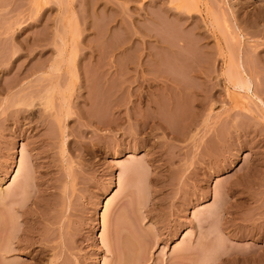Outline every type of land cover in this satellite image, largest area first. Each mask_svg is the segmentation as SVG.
<instances>
[{
	"label": "rangeland",
	"instance_id": "obj_1",
	"mask_svg": "<svg viewBox=\"0 0 264 264\" xmlns=\"http://www.w3.org/2000/svg\"><path fill=\"white\" fill-rule=\"evenodd\" d=\"M3 237L11 264H264V0H0Z\"/></svg>",
	"mask_w": 264,
	"mask_h": 264
},
{
	"label": "bare ground",
	"instance_id": "obj_2",
	"mask_svg": "<svg viewBox=\"0 0 264 264\" xmlns=\"http://www.w3.org/2000/svg\"><path fill=\"white\" fill-rule=\"evenodd\" d=\"M63 51V50H62ZM65 52V51H64ZM64 52H60V56H59V58H63L64 59V57L63 56H65V54H64ZM183 55V54H182ZM184 56V55H183ZM237 64V65H236ZM236 66V67H235ZM235 66H232V67H234V69H235V73H236V75H235V73L231 70V69H229L230 70V73L229 72H227V73H229L227 76H228V79H229V81H230V83L232 82V83H234V88L236 89V90H241V91H246V92H248V93H253V86H254V81H253V79L251 78V76H250V74H249V71L247 70V67H246V65H245V62L244 61H242V63L240 62V60H239V63H238V61H237V63H235ZM205 67V66H204ZM202 68V67H201ZM51 69V68H50ZM203 69V68H202ZM228 70V71H229ZM231 71H232V73H231ZM232 74H234V75H232ZM254 77V76H253ZM57 85H59V82H57ZM258 99H260L259 97H258ZM19 164V163H18ZM107 202V201H106ZM105 202V203H106ZM102 212V211H101ZM103 213V212H102ZM5 215V214H4ZM95 215H96V212H95ZM100 215H101V213H100ZM7 217V216H6ZM102 217V216H101ZM4 218V217H3ZM4 220H5V218H4ZM7 222H5V223H3V227H4V224H5V227H4V231H7L6 230V224ZM9 225V224H8ZM9 227V226H8ZM4 234V233H3ZM7 234V233H6ZM6 236V235H5ZM4 238V237H3ZM7 239V238H6ZM5 238L3 239L4 240V242H3V240H2V242H3V247H2V249H1V251L3 250V253H2V255L4 254V256H2V257H4V258H2V261H0L1 263L0 264H11V263H9L7 260H6V257H7V255H9V253H11V250H10V245H9V243H8V240H6ZM6 240V241H5Z\"/></svg>",
	"mask_w": 264,
	"mask_h": 264
}]
</instances>
